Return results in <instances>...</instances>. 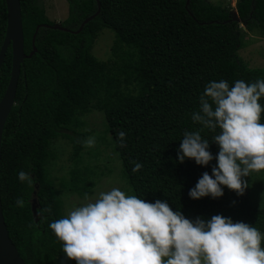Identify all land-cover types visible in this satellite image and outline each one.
Returning a JSON list of instances; mask_svg holds the SVG:
<instances>
[{"label":"trees","instance_id":"trees-1","mask_svg":"<svg viewBox=\"0 0 264 264\" xmlns=\"http://www.w3.org/2000/svg\"><path fill=\"white\" fill-rule=\"evenodd\" d=\"M19 1L26 54L40 26L36 52L23 60L15 103L3 128L0 200L9 237L25 264H76L66 258L49 224L65 216L63 195L88 197L102 175L99 165L81 156L89 133L79 128L85 123L82 117L93 110L104 113L109 144L133 195L147 202L166 201L193 221L219 214L264 233V207L251 204L249 187L239 196L223 186L219 198L194 200L188 195L204 172L211 175L219 151L213 137L220 129L192 120L205 86L220 80L230 86L237 80H264V68H251L238 56L247 32L264 38V0H236L239 21L228 7L208 0H99L100 12L78 33L44 27L54 23L42 0ZM68 6L61 25L72 31L97 8L96 0H68ZM6 19L5 0H0V47ZM104 28L115 36L109 61L91 52ZM11 57L9 46L0 66V98ZM259 103L264 105V97ZM197 130L213 155L207 166L177 160L183 133ZM59 139L71 146L72 168L53 176L47 168L57 158L52 144ZM136 163L142 167L133 172ZM105 168V173L111 170ZM20 171L31 174L32 185L19 180ZM17 198L23 199V207ZM48 207L50 213L41 211Z\"/></svg>","mask_w":264,"mask_h":264},{"label":"clouds","instance_id":"clouds-1","mask_svg":"<svg viewBox=\"0 0 264 264\" xmlns=\"http://www.w3.org/2000/svg\"><path fill=\"white\" fill-rule=\"evenodd\" d=\"M261 97L264 80H237L232 86L220 80L205 86L192 120L204 128L220 129L213 137L219 151L211 175L204 172L189 190L191 199L219 198L223 187L243 195L248 187L243 178L264 171ZM118 138L123 147L125 133L119 132ZM84 144L93 147L95 138ZM186 158L200 166L213 160L201 130L183 133L177 160L183 163ZM141 167L136 163L132 171ZM18 178L29 185L34 182L25 171ZM17 205L23 207V199L17 198ZM41 211L50 213L51 208ZM49 227L62 242L66 258L76 264H264V233L253 225L219 214L193 221L166 201L147 202L115 187L74 207Z\"/></svg>","mask_w":264,"mask_h":264},{"label":"rangeland","instance_id":"rangeland-1","mask_svg":"<svg viewBox=\"0 0 264 264\" xmlns=\"http://www.w3.org/2000/svg\"><path fill=\"white\" fill-rule=\"evenodd\" d=\"M214 4L228 7L233 14H236V0H208ZM47 18L53 23L61 24L68 16V0H42ZM244 31V26L240 25ZM114 33L107 28L102 29L94 42L92 54L100 61H109L112 59L111 47L114 43ZM247 39V40H246ZM247 44L238 50V56L251 68H264V38H261L254 32H247L245 35ZM81 131H88L89 137L95 138L93 147L85 146L81 156L91 165L97 164L101 167V177L96 180V185L92 189L89 199L80 198L76 194L63 195L64 215L76 206L94 201L100 192H106L112 188H119L129 195H133L131 189L121 177L122 164L117 154L111 149V135L106 131L105 116L102 111L93 110L84 117ZM112 143V142H111ZM56 152V160L48 165V171L53 176L66 174L72 168L71 146L64 139H59L52 144ZM105 167L111 168L107 173ZM121 170V171H120ZM249 187V200L252 205L264 207V173L251 172L249 176L243 178ZM66 192V191H64Z\"/></svg>","mask_w":264,"mask_h":264},{"label":"water","instance_id":"water-1","mask_svg":"<svg viewBox=\"0 0 264 264\" xmlns=\"http://www.w3.org/2000/svg\"><path fill=\"white\" fill-rule=\"evenodd\" d=\"M188 0L186 1V3ZM96 11L86 17L80 24L79 28L72 31L59 23L54 24H42L44 27H50L52 29H59L64 31H69L73 33H78L81 31L84 24L92 20L100 12V2L96 0ZM6 6V28L4 38L0 47V66L4 60L6 51L8 47L11 48V70L10 76L5 88V91L0 98V160H1V139L3 128L11 110L14 105L15 93L18 83V78L20 74V67L25 58H30L35 52L36 47L34 45V39L36 32L40 25L36 26L32 37V49L26 54L24 52V35L22 28V18H21V8L19 0H5ZM233 20L239 21L236 14L232 16ZM0 264H25L22 257L19 255L18 250L11 238L9 237L8 230L4 221V216L2 213V206L0 200Z\"/></svg>","mask_w":264,"mask_h":264}]
</instances>
